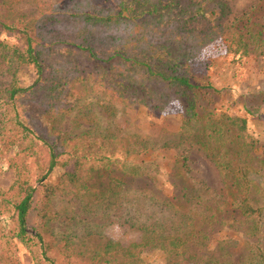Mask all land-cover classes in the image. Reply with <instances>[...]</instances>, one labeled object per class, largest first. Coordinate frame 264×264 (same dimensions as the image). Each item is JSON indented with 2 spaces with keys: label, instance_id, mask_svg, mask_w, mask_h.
<instances>
[{
  "label": "trees",
  "instance_id": "obj_1",
  "mask_svg": "<svg viewBox=\"0 0 264 264\" xmlns=\"http://www.w3.org/2000/svg\"><path fill=\"white\" fill-rule=\"evenodd\" d=\"M231 13L227 0H0V30L27 42L0 39V174L14 172L0 190V264H21L15 241L33 264H144L147 248L165 264H264V188L250 178L263 173L264 142L246 117H203L190 68L218 40L234 57L264 50V23L253 30ZM26 68L29 85L18 76ZM175 101L177 131L152 136L135 124L142 109ZM35 110L39 126L26 115ZM69 117L80 133L64 129ZM160 148L183 166L172 196L154 187L153 160H130ZM192 148L213 162L220 190L191 175ZM111 216L140 242L107 238ZM221 227L240 235V251L233 237L213 242Z\"/></svg>",
  "mask_w": 264,
  "mask_h": 264
},
{
  "label": "rangeland",
  "instance_id": "obj_2",
  "mask_svg": "<svg viewBox=\"0 0 264 264\" xmlns=\"http://www.w3.org/2000/svg\"><path fill=\"white\" fill-rule=\"evenodd\" d=\"M232 13L230 20L246 14L244 23L257 24L253 29H260L264 23V0H227ZM28 8V7H27ZM0 39L17 43L21 47L27 46L26 38L19 31L0 30ZM262 49L253 50L250 55L234 57L226 52V47L218 40L205 48L200 57L191 65L194 82L199 84V112L203 117L208 112H226L247 118L248 131L261 142H264V52ZM19 79L29 85L35 78L34 70L26 68L18 74ZM32 105V104H30ZM31 108V107H29ZM33 117L38 126L41 123L40 114L36 110L27 113ZM69 117L64 124V129L80 133L82 127L72 122ZM182 119V109L179 102H172L165 111L155 112L142 109L134 120L139 128L152 136H157L162 130L175 132L179 129ZM32 120V119H31ZM118 121L126 128L131 124V119L126 115H119ZM177 153L173 149L160 148L136 155L132 161L153 160L158 169V176L153 182L154 187L161 193L172 196L180 187L179 171L183 166L177 163ZM188 165L193 177L202 180L212 189L220 190L222 182L213 162L201 151L192 148L188 152ZM74 162L65 168H56L48 178V183H56L66 170H72ZM250 178L264 188V168L262 174L251 173ZM14 180L13 170L0 174V190L7 189ZM152 184V183H151ZM119 215L123 210L118 211ZM110 223L104 228L103 234L112 241L122 245L140 242L142 234L121 224L116 217H109ZM213 242L224 237H233L237 240L236 251L243 247L240 235L226 227L216 229L211 234ZM16 256L21 264H33L32 258L25 247L18 241ZM239 253V252H238ZM144 264H165L164 254L156 248H147L143 252Z\"/></svg>",
  "mask_w": 264,
  "mask_h": 264
}]
</instances>
